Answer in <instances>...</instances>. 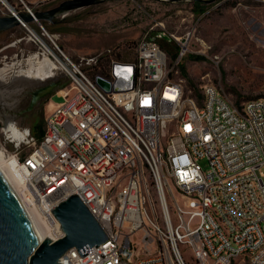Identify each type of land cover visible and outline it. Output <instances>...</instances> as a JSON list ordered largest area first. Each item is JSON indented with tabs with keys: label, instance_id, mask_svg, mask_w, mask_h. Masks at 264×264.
Listing matches in <instances>:
<instances>
[{
	"label": "built area",
	"instance_id": "built-area-1",
	"mask_svg": "<svg viewBox=\"0 0 264 264\" xmlns=\"http://www.w3.org/2000/svg\"><path fill=\"white\" fill-rule=\"evenodd\" d=\"M107 54L82 66L58 58L61 101H48L40 138L17 129L14 139L30 148L13 159L24 203L51 241L62 237L51 211L73 195L106 235L59 264H188L179 244L194 264H264V99L236 105L213 85L185 96L149 37L134 60L90 78ZM115 65L133 70V88L108 94L95 79L112 87Z\"/></svg>",
	"mask_w": 264,
	"mask_h": 264
},
{
	"label": "rangeland",
	"instance_id": "rangeland-1",
	"mask_svg": "<svg viewBox=\"0 0 264 264\" xmlns=\"http://www.w3.org/2000/svg\"><path fill=\"white\" fill-rule=\"evenodd\" d=\"M6 1L18 13L26 12L24 5L32 12L47 11L66 0ZM196 3L107 0L57 16L55 23H42L46 32L55 36L51 41L44 40L56 58L63 61L64 55L82 66L80 58L107 51L114 59L132 61L138 42L149 37L165 52L169 79L182 86L185 96L198 97L204 86L213 85L236 105L250 99H264V0H209L203 2L205 9L201 13ZM8 15L0 3V17ZM29 26L42 34L37 24ZM31 38L21 25L0 34V68L11 67L0 82V91L8 88L14 72L26 69L27 59L38 52ZM86 71L90 78L94 76L92 69ZM52 74V80L42 86L51 85L53 94L68 87L61 69L53 70ZM39 87L40 84H30L14 107L0 103V150L7 159L23 157L30 148H18L2 132L4 115L13 119L17 129H29L33 133L37 126L44 128L47 104L29 110L27 107L30 91ZM51 101L58 103L61 99L52 95ZM178 248L186 263L194 264L190 248L185 244H179Z\"/></svg>",
	"mask_w": 264,
	"mask_h": 264
},
{
	"label": "water",
	"instance_id": "water-1",
	"mask_svg": "<svg viewBox=\"0 0 264 264\" xmlns=\"http://www.w3.org/2000/svg\"><path fill=\"white\" fill-rule=\"evenodd\" d=\"M107 0H66L47 11H9L8 16L0 17V34L33 20L42 23H55L54 18L81 8L97 5ZM176 1V0H172ZM205 2L209 0H192ZM115 82L112 87L100 78L96 85L105 93H119L133 88L134 72L131 68L114 66ZM59 223L62 237L38 242L22 206L7 183L0 176V264H59V259L69 250L75 249L81 257L86 250L106 241V235L88 212L80 199L73 195L60 203L52 211Z\"/></svg>",
	"mask_w": 264,
	"mask_h": 264
},
{
	"label": "bare ground",
	"instance_id": "bare-ground-1",
	"mask_svg": "<svg viewBox=\"0 0 264 264\" xmlns=\"http://www.w3.org/2000/svg\"><path fill=\"white\" fill-rule=\"evenodd\" d=\"M0 3L5 8V10L8 12L11 11L17 15V12H15V10L8 4L6 0H0ZM32 23L38 25L42 32L41 35L33 31L29 24H21V26L24 27L31 35L32 38L30 40L37 45L38 52L27 59L26 69L22 68L14 72V76L8 84V88L0 91V103L7 108H11L16 105L17 100L26 93V90L29 88L30 84H40L41 87H43L42 85H44L46 81H51L53 76L52 71L60 69L59 66H61L59 59L54 56L53 50L44 40L45 38L51 41L55 39V36L49 35L38 21L33 20ZM176 40H178V38H176ZM182 48L184 51V44H182ZM9 70H11L9 65H5L0 68V82L3 81L4 76ZM37 89L30 91V93L36 91ZM4 117L5 120H2V132L14 142L17 128L13 126V119L11 117L7 115H4ZM13 159L14 157H9L7 159L0 150V176L7 183L8 187L22 206L37 241L41 242L46 239L51 240L46 225L40 221L36 213L33 210L28 209L24 203L26 200L24 196H26V194L22 182L23 174L17 172L14 169Z\"/></svg>",
	"mask_w": 264,
	"mask_h": 264
},
{
	"label": "trees",
	"instance_id": "trees-1",
	"mask_svg": "<svg viewBox=\"0 0 264 264\" xmlns=\"http://www.w3.org/2000/svg\"><path fill=\"white\" fill-rule=\"evenodd\" d=\"M203 3L201 2H197L196 3V8L198 9V11L203 12V10L205 9V6L202 5ZM43 27L46 28V26L43 24ZM111 53L105 55L103 58H101V60L98 62L97 67L94 68V74L99 73L100 75L103 76H107L108 72H109V67H110V61L114 58L111 57ZM117 60V59H114ZM120 61V60H117ZM93 78V76H92ZM36 138H40L42 135V129L40 128V126H37L33 129V133H32Z\"/></svg>",
	"mask_w": 264,
	"mask_h": 264
},
{
	"label": "flooded vegetation",
	"instance_id": "flooded-vegetation-1",
	"mask_svg": "<svg viewBox=\"0 0 264 264\" xmlns=\"http://www.w3.org/2000/svg\"><path fill=\"white\" fill-rule=\"evenodd\" d=\"M35 92V93H34ZM28 95L29 100L27 103L28 110L39 107L45 103V105L48 103L52 95V88L51 85H45L36 91H34Z\"/></svg>",
	"mask_w": 264,
	"mask_h": 264
},
{
	"label": "crops",
	"instance_id": "crops-1",
	"mask_svg": "<svg viewBox=\"0 0 264 264\" xmlns=\"http://www.w3.org/2000/svg\"><path fill=\"white\" fill-rule=\"evenodd\" d=\"M28 2H29V0H28Z\"/></svg>",
	"mask_w": 264,
	"mask_h": 264
}]
</instances>
